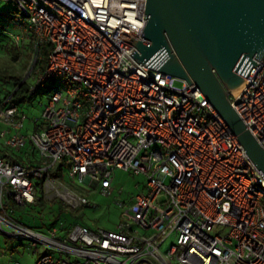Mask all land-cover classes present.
Instances as JSON below:
<instances>
[{
    "label": "built area",
    "instance_id": "1",
    "mask_svg": "<svg viewBox=\"0 0 264 264\" xmlns=\"http://www.w3.org/2000/svg\"><path fill=\"white\" fill-rule=\"evenodd\" d=\"M0 1L28 20L35 55L50 47L29 94L49 79L73 83L50 96L31 132L18 105L0 104L9 152L0 156V230L29 240L34 264H264V174L194 84L177 87L130 56L131 38L148 44L145 0ZM257 63L229 101L264 148V59ZM26 147L35 161H16ZM115 170L145 179L115 231L76 225L45 235L12 216L11 205L33 204L40 189L44 201L82 209L89 200L71 185L109 195Z\"/></svg>",
    "mask_w": 264,
    "mask_h": 264
},
{
    "label": "water",
    "instance_id": "2",
    "mask_svg": "<svg viewBox=\"0 0 264 264\" xmlns=\"http://www.w3.org/2000/svg\"><path fill=\"white\" fill-rule=\"evenodd\" d=\"M145 1L141 36L148 44L131 38L135 51L130 56L146 68L194 84L264 174V148L229 101L264 59V0Z\"/></svg>",
    "mask_w": 264,
    "mask_h": 264
},
{
    "label": "rangeland",
    "instance_id": "3",
    "mask_svg": "<svg viewBox=\"0 0 264 264\" xmlns=\"http://www.w3.org/2000/svg\"><path fill=\"white\" fill-rule=\"evenodd\" d=\"M5 1H0V101L13 91V83H5L2 78L5 76L20 77L26 82L28 87L34 85L37 76L32 72L35 60V53L28 49L30 33L25 31L19 24L20 19L8 17V8L12 7ZM29 23L28 20H25ZM182 81H175V86H182ZM73 83L65 79H49L41 84L35 95L28 96L21 102L13 99L20 109L26 114L24 131H34L41 125V115L50 96L57 90H65ZM2 126L0 125V131ZM4 139L0 138L1 157L8 156L9 152L3 148ZM28 154L35 161L36 154L26 147L19 155ZM168 182V181H166ZM145 179L142 176L133 175L123 170L113 172V182L109 195H103L99 188H92L86 183L77 182L71 187L81 192L89 200V204L75 212L57 213L54 208H45L37 215L39 208L14 209L11 211L17 223L32 231L47 235L49 224L54 222V226L59 228L62 225L63 236L70 231L73 226L79 225L90 230L115 231L121 221L123 210L129 205L133 196L138 194ZM72 211V210H71ZM61 224V225H60ZM170 243L168 242L164 248ZM44 253V247L37 250ZM37 254H33L31 242L26 239L11 238L0 230V264H34Z\"/></svg>",
    "mask_w": 264,
    "mask_h": 264
},
{
    "label": "trees",
    "instance_id": "4",
    "mask_svg": "<svg viewBox=\"0 0 264 264\" xmlns=\"http://www.w3.org/2000/svg\"><path fill=\"white\" fill-rule=\"evenodd\" d=\"M7 13H8L7 14L8 17H11V18L14 19V22H16V21H18V19H20V21L22 23H20L19 25L25 31H28L31 34L30 37H29V42H28V49H29L30 52H32V53L34 52L35 53V50H34V46H35V43H36L35 36H34L33 32L28 28L26 23L23 21V17L21 15L19 9L17 7H15V6L9 7ZM49 52H50V47L49 46H47V45H39L38 46V50H37V53L35 55L36 58H35L34 66H33V70H32V72L35 73L36 76H38L40 73H42L45 70V68L47 66V58H48ZM2 80L5 83L12 82L13 84L12 83H10V84L13 85V91L8 92L7 95L2 99V101H0V104H2L4 102V100H6L8 98H9L10 102L16 104L15 102H13V99H16V100L22 102L26 98V95L33 96L36 93L35 92L34 94H29L31 87H28L27 83L25 81L23 82L22 78H20V77L5 76V77L2 78ZM0 153H2L1 149H0ZM4 157H7V156H4ZM14 158H15L16 161L21 162V163H26V162L30 161V159L27 158L25 155L21 156L19 154H16V155H14ZM51 174L53 176H60V174H61V166L58 165L56 167V169L51 171ZM42 194L43 193H42L41 189L38 190L37 198H36V200H35V202L33 204L26 205V206H23V207H15V206L11 205L10 207H11L12 211L14 209L27 210L29 208H39V211H37V215H38L39 218H40V216H39L40 213L45 208H49V207L54 208L57 213H61V212H75V211L79 210V209L72 210V209L68 208L66 205H64L59 200L44 201ZM12 216H13V214H12ZM14 220L17 221L15 218H14ZM49 226L50 227H56V226H54V222L49 224ZM63 229L64 228H62V225L59 226V228H58V230L60 231L61 236H63ZM65 231H66V233L68 232V230H65Z\"/></svg>",
    "mask_w": 264,
    "mask_h": 264
}]
</instances>
